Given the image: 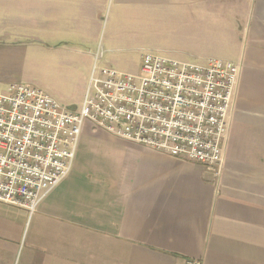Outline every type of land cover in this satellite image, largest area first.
<instances>
[{
	"label": "crops",
	"instance_id": "obj_1",
	"mask_svg": "<svg viewBox=\"0 0 264 264\" xmlns=\"http://www.w3.org/2000/svg\"><path fill=\"white\" fill-rule=\"evenodd\" d=\"M147 52L240 66L220 169L118 138L85 158L87 124L33 215L0 202V264H264V0H0V92L78 111L95 65L136 75Z\"/></svg>",
	"mask_w": 264,
	"mask_h": 264
},
{
	"label": "built area",
	"instance_id": "obj_2",
	"mask_svg": "<svg viewBox=\"0 0 264 264\" xmlns=\"http://www.w3.org/2000/svg\"><path fill=\"white\" fill-rule=\"evenodd\" d=\"M239 74L231 61L146 53L136 75L95 65L78 111L35 86L11 84L0 92V202L33 215L70 175L87 124L218 171Z\"/></svg>",
	"mask_w": 264,
	"mask_h": 264
},
{
	"label": "rangeland",
	"instance_id": "obj_3",
	"mask_svg": "<svg viewBox=\"0 0 264 264\" xmlns=\"http://www.w3.org/2000/svg\"><path fill=\"white\" fill-rule=\"evenodd\" d=\"M147 53H150V52H147ZM153 54V53H152ZM188 63H194L195 64V61H191ZM93 127V126H92ZM93 132H95L96 134H98V139H94L90 142V144L88 145V153L85 155L86 157L85 158H104L106 156H104V154L102 155L101 153L103 152V150H108V151H111V148H112V142L117 140L107 134H105L104 132L102 131H99V130H96L95 128H93L92 130ZM108 139V140H111L109 142H103L102 140L103 139Z\"/></svg>",
	"mask_w": 264,
	"mask_h": 264
}]
</instances>
